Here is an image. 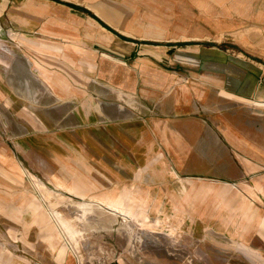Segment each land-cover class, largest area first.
Here are the masks:
<instances>
[{
	"label": "crops",
	"instance_id": "obj_1",
	"mask_svg": "<svg viewBox=\"0 0 264 264\" xmlns=\"http://www.w3.org/2000/svg\"><path fill=\"white\" fill-rule=\"evenodd\" d=\"M4 15L0 83L7 77L25 100L26 124L36 126V118L75 124L70 104L61 101L97 96L99 113L101 102L113 103L114 143L132 160L131 182L122 184L121 173L111 170L114 184L106 186L66 163L48 170L54 165L36 157L43 181L10 154L5 179L28 181L25 187L40 194L11 213L34 218L47 205L70 239L83 236L76 235L77 222L89 221L93 210L136 229L151 223L175 239L162 217L150 221L146 205L168 200L175 208L186 202L187 184L194 191L201 186L210 199L197 202L193 193L194 209L187 204L175 215V230L187 214L226 212L234 241L264 253V0H0ZM3 95L0 86V116L13 122ZM14 126H21L12 123L18 133ZM81 140L82 164L90 144L104 157L105 138ZM58 191L81 199L68 220ZM92 253L97 249L89 250L90 262Z\"/></svg>",
	"mask_w": 264,
	"mask_h": 264
},
{
	"label": "rangeland",
	"instance_id": "obj_2",
	"mask_svg": "<svg viewBox=\"0 0 264 264\" xmlns=\"http://www.w3.org/2000/svg\"><path fill=\"white\" fill-rule=\"evenodd\" d=\"M5 21V15L1 16L0 36L4 40ZM0 86L4 88L6 107L15 115L13 122L21 126L18 129L14 126L18 133H13V122H8L4 116H0V264H264V253L259 256L254 252H247L234 241L233 233L236 228L232 223L225 221L226 212L216 211L211 216L210 213L202 216L187 214L182 217L180 230H175L178 220L175 215L180 216L179 212H185L187 204L194 209L193 193L196 194L197 202L210 199L208 194L211 191L201 186L194 191L193 186L187 184L186 202L175 205L176 209L168 200L161 201L162 205L159 206L146 205L150 221H155L157 216L162 217L168 227L176 232L175 239L168 237L164 228L154 229L151 223H145L143 227L136 229L133 220L131 223L134 226L122 217L113 219L110 216H101V212L94 210L89 216V221L83 219L77 222L76 228L79 232L76 235L83 236L70 239L62 235L54 220L49 218L47 205H42V213H38L34 218L30 212H26L24 217L11 213V206L14 209H24L32 193L40 194L25 187L29 186L28 181L26 185H17L5 179L3 160L10 154L15 155L43 181H47L46 172L37 164L36 157L54 165L48 170H56L66 163L71 169L80 171L86 180L100 182L106 186L114 184L107 176L111 170L121 173L124 180L122 184L130 183L132 160L126 151H122L114 143L113 103L101 102L103 113H99L97 96L94 98L88 94L74 95V99L65 97L61 102L70 104L75 124L61 126L36 118V126H28L25 122L28 117L25 100L8 82L7 77L2 78ZM78 96L80 98L76 99ZM98 113L102 115L101 118H98ZM85 135L95 139L105 138L102 145L105 144L106 150L104 157L100 158L96 155L97 143L92 144L93 146L90 144V155L86 159L83 158V165L80 148L83 145L81 138ZM16 143L23 149H19ZM5 183L19 191L11 194L12 190L7 189ZM58 192L62 194L64 201L62 217L68 219L76 211L75 203L81 199L73 193ZM141 206L133 208L140 213ZM152 209L154 211H151ZM68 232L71 236L72 232ZM131 232L135 233L134 244L131 243ZM250 240H254L253 244L250 242L252 247L257 246L256 239ZM78 242L82 245L81 249ZM92 249H97L98 255L90 262L88 254Z\"/></svg>",
	"mask_w": 264,
	"mask_h": 264
},
{
	"label": "bare ground",
	"instance_id": "obj_3",
	"mask_svg": "<svg viewBox=\"0 0 264 264\" xmlns=\"http://www.w3.org/2000/svg\"><path fill=\"white\" fill-rule=\"evenodd\" d=\"M0 113H2V111L0 110ZM24 171V170H23ZM25 173V172H24ZM28 176H29V174H27ZM31 180V179H30ZM50 213H51V211H49ZM83 214V213H82ZM50 215V214H49ZM53 216V215H52ZM53 218V217H52ZM68 220V219H67ZM139 221V220H138ZM68 223H69V221H68ZM139 223V222H138ZM137 223V224H138ZM56 225H57V227L60 229V231H61V234L62 235H64V236H66L67 237V235H69L70 236V233L68 232V231H66L65 230V228H64V223H62V222H59V221H56ZM139 225V224H138ZM71 227V226H70ZM67 232V233H66ZM133 237V236H132ZM133 242V241H132ZM78 246H79V249H81V246L82 245H80L79 244V242H78ZM91 255H94V256H96L97 254L96 253H92Z\"/></svg>",
	"mask_w": 264,
	"mask_h": 264
}]
</instances>
